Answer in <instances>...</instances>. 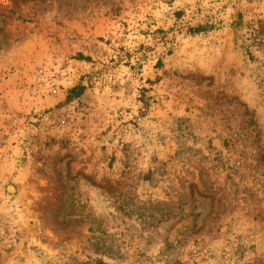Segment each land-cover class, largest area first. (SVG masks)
Returning a JSON list of instances; mask_svg holds the SVG:
<instances>
[{"label":"rangeland","instance_id":"374dc122","mask_svg":"<svg viewBox=\"0 0 264 264\" xmlns=\"http://www.w3.org/2000/svg\"><path fill=\"white\" fill-rule=\"evenodd\" d=\"M0 264H264V0H0Z\"/></svg>","mask_w":264,"mask_h":264},{"label":"trees","instance_id":"16d2710c","mask_svg":"<svg viewBox=\"0 0 264 264\" xmlns=\"http://www.w3.org/2000/svg\"><path fill=\"white\" fill-rule=\"evenodd\" d=\"M196 30L197 31H200V28H196ZM84 89V87L83 86H79V87H75V88H73L70 92L72 93V94H74L75 96H78L80 93H81V91Z\"/></svg>","mask_w":264,"mask_h":264}]
</instances>
